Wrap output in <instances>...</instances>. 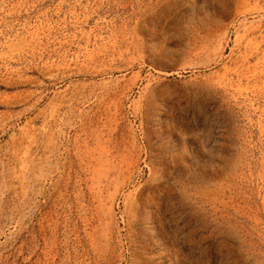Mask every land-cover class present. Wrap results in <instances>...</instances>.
<instances>
[{"label":"rangeland","instance_id":"rangeland-1","mask_svg":"<svg viewBox=\"0 0 264 264\" xmlns=\"http://www.w3.org/2000/svg\"><path fill=\"white\" fill-rule=\"evenodd\" d=\"M0 264H264V0H0Z\"/></svg>","mask_w":264,"mask_h":264}]
</instances>
